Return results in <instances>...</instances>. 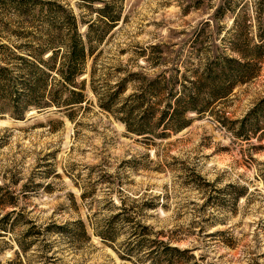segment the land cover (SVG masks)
Here are the masks:
<instances>
[{
  "label": "rangeland",
  "instance_id": "obj_1",
  "mask_svg": "<svg viewBox=\"0 0 264 264\" xmlns=\"http://www.w3.org/2000/svg\"><path fill=\"white\" fill-rule=\"evenodd\" d=\"M17 7H66L83 38L92 23L100 42L78 77L85 102L0 115V264H151L145 233L189 251L171 264H264V56L254 78L159 137L128 130L101 107L90 75L99 91L133 78L121 106L145 74H186L205 50L236 55L228 45L237 24L249 45L261 43L264 0H0V42L27 48L26 32L43 18ZM101 7L118 22L106 25ZM153 46L163 51L158 66L146 60L158 55ZM224 112L228 127L217 119ZM117 213L107 242L96 229Z\"/></svg>",
  "mask_w": 264,
  "mask_h": 264
},
{
  "label": "trees",
  "instance_id": "obj_2",
  "mask_svg": "<svg viewBox=\"0 0 264 264\" xmlns=\"http://www.w3.org/2000/svg\"><path fill=\"white\" fill-rule=\"evenodd\" d=\"M17 8L18 13L25 17L33 16L34 10H38V16L43 18H37L41 20L42 28L38 32H26L30 40L27 48L0 42V115L9 114L21 119L31 108L56 106L58 109H72L85 102L86 82L85 79L78 82V77L87 71V59L100 42V39H94L91 35L93 24H88L85 40L79 32L77 17L66 7ZM106 8L101 7L98 11L103 18H107L106 25L111 27L119 18L109 15ZM245 31V26L237 24L235 33L229 38L228 48L236 55L219 52L209 54L210 50H205L206 55L198 57V65L186 74H180L179 68L175 72L165 69L154 77L145 74V87L143 85L139 91L124 98L121 106H118V99H122L120 97L127 89V81L133 78L120 79L114 85L116 89H113L114 86L101 85L103 88L99 91L94 82V70H91V88L100 106L119 114L117 117L125 122L128 130L137 134L145 133L146 136H167L168 131H179L189 124V113L207 112L214 103L232 94L239 84L256 76L264 56V28L260 26L257 33L262 39L261 43L253 45H249ZM19 49L25 52L20 53ZM151 49L158 55L152 60L147 57L146 60L152 66L163 64V51L157 46ZM261 108L257 106L254 110ZM227 118L225 112L217 117L228 127L230 121H225ZM247 121L243 122L244 125ZM251 122V126L257 127V122ZM159 127L164 131H158ZM245 130L243 126L239 134ZM121 214L112 216L107 228L103 231L96 229V233L107 242L113 241ZM125 219L122 217L124 221L129 220ZM77 224L80 232L87 236L85 224L82 221ZM145 229L148 230V227L145 226ZM146 249L148 255L152 254L151 264H171L175 256L183 258L189 252L170 242L151 239L145 233ZM127 254L131 253L127 251Z\"/></svg>",
  "mask_w": 264,
  "mask_h": 264
}]
</instances>
